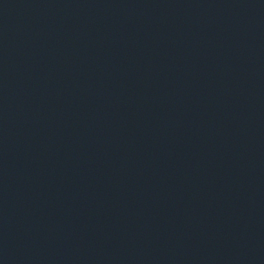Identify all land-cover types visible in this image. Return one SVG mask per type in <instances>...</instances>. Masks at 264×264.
I'll use <instances>...</instances> for the list:
<instances>
[{
  "label": "water",
  "instance_id": "obj_1",
  "mask_svg": "<svg viewBox=\"0 0 264 264\" xmlns=\"http://www.w3.org/2000/svg\"><path fill=\"white\" fill-rule=\"evenodd\" d=\"M264 73V0H0V264H123Z\"/></svg>",
  "mask_w": 264,
  "mask_h": 264
}]
</instances>
